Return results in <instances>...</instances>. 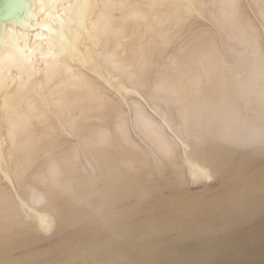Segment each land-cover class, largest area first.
I'll use <instances>...</instances> for the list:
<instances>
[{
	"label": "bare ground",
	"instance_id": "1",
	"mask_svg": "<svg viewBox=\"0 0 264 264\" xmlns=\"http://www.w3.org/2000/svg\"><path fill=\"white\" fill-rule=\"evenodd\" d=\"M0 264H264V0L0 21Z\"/></svg>",
	"mask_w": 264,
	"mask_h": 264
},
{
	"label": "water",
	"instance_id": "2",
	"mask_svg": "<svg viewBox=\"0 0 264 264\" xmlns=\"http://www.w3.org/2000/svg\"><path fill=\"white\" fill-rule=\"evenodd\" d=\"M22 1L23 0H0V21L18 16L19 12L22 10Z\"/></svg>",
	"mask_w": 264,
	"mask_h": 264
},
{
	"label": "snow or ice",
	"instance_id": "3",
	"mask_svg": "<svg viewBox=\"0 0 264 264\" xmlns=\"http://www.w3.org/2000/svg\"><path fill=\"white\" fill-rule=\"evenodd\" d=\"M60 2V0H57V3H59ZM70 15H71V10H70Z\"/></svg>",
	"mask_w": 264,
	"mask_h": 264
},
{
	"label": "clouds",
	"instance_id": "4",
	"mask_svg": "<svg viewBox=\"0 0 264 264\" xmlns=\"http://www.w3.org/2000/svg\"><path fill=\"white\" fill-rule=\"evenodd\" d=\"M39 38V37H38Z\"/></svg>",
	"mask_w": 264,
	"mask_h": 264
}]
</instances>
